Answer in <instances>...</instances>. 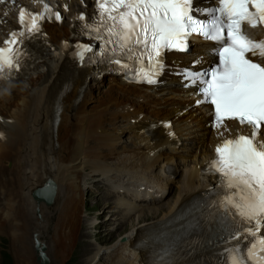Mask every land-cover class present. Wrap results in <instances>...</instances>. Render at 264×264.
<instances>
[{
	"label": "bare ground",
	"instance_id": "1",
	"mask_svg": "<svg viewBox=\"0 0 264 264\" xmlns=\"http://www.w3.org/2000/svg\"><path fill=\"white\" fill-rule=\"evenodd\" d=\"M64 1L69 5L70 0ZM72 4L69 12L67 6L63 10L66 20L48 21L44 33L30 45L26 70L0 85V234H10L19 264H45L50 259L41 238L54 217L49 253L55 264H64L66 253L82 235L83 172L90 169L91 178L108 175L113 187H118V177L127 173L129 181L122 187L134 196L120 195L116 201L125 209L120 228H127L123 227L128 222L131 226L127 239L122 241L120 236L112 246L100 245L98 249L92 244L94 253L82 252L81 256L86 264H98L104 255L110 258L105 264H150L149 250L136 244L168 221L187 215L191 202L199 205L198 199L213 182L203 169L223 137L208 125L211 116L201 108L192 109V115L187 111L192 101L185 99L187 90L169 71L163 85L150 88L126 83L119 76L96 77L91 68L78 67L70 51L80 39L84 23L78 18L81 7H76L75 1ZM12 11L10 6L0 13L3 24L6 19L15 24L10 16L2 18ZM3 30L7 31L6 25ZM183 110L188 117L181 115ZM168 119L174 121L172 129L178 136L169 135L170 128L163 124ZM188 157L192 158V162L187 159L190 167L184 163ZM182 161L187 166L177 175L182 177V185L177 186L166 172L176 174ZM49 179L56 184L51 205L33 196ZM141 184L144 189L136 188ZM174 191L176 196L167 199ZM146 197L150 204L167 201L158 207L147 205L152 213L145 217V206L136 201ZM52 211L54 215H49ZM133 211L139 212L138 218L128 216ZM207 233L206 240L215 239L218 230ZM168 241L172 244L171 239L160 238L154 248L169 251ZM170 264L184 262L173 259Z\"/></svg>",
	"mask_w": 264,
	"mask_h": 264
},
{
	"label": "snow or ice",
	"instance_id": "2",
	"mask_svg": "<svg viewBox=\"0 0 264 264\" xmlns=\"http://www.w3.org/2000/svg\"><path fill=\"white\" fill-rule=\"evenodd\" d=\"M96 7L97 17L86 29L103 42L108 62L134 71L141 82L156 83L164 51H186L193 34L216 42L214 66L185 70V78L203 97L197 104L214 106L212 126L220 136L231 131L225 121L252 131L223 140L209 162L219 180L212 225L221 230L231 225L222 239L237 242L223 250L222 264H264V38L253 40L245 30L264 24V0H218L203 9L194 8L193 0H96ZM200 12L209 16L193 15ZM26 14L19 12L22 29L0 46V77L19 69V38L39 32V21L46 18L36 13L26 19ZM55 18L61 19L59 12Z\"/></svg>",
	"mask_w": 264,
	"mask_h": 264
},
{
	"label": "rangeland",
	"instance_id": "3",
	"mask_svg": "<svg viewBox=\"0 0 264 264\" xmlns=\"http://www.w3.org/2000/svg\"><path fill=\"white\" fill-rule=\"evenodd\" d=\"M78 5L79 4H76V7H79ZM107 86H108V83L105 86H103V89H101V90H105L107 88ZM126 141H127V139H125V142ZM187 159H190L191 162H192V158L188 157V158H186V160L183 159L184 163L188 162L187 165H189V166H187L186 164H184V167H186V166L190 167L192 165L190 160H187ZM185 161H187V162H185ZM9 167H10V165H9ZM89 172H90L89 170H85V172H83V178H82V179H84V182H83L84 184L82 183V186L84 187V191H85L84 192V203H85L84 205L85 206H84V210L82 212L83 213L82 214V217H83V222H82L83 223L82 224L83 225V230L81 232L82 235H80L77 238V240H76L75 244L73 245V247L70 248V250L66 253L65 257L63 258L64 264H86L85 262H83V257L81 255H82V252L83 253L92 252L91 250L93 248L90 247V246H92V244L97 249H98V247L100 245L104 246V247L105 246H109L110 247V246H112L114 243H116L119 240L120 236H124L125 234H127L129 232L130 228H131V226L129 225V222L126 223V225L123 227V228H125L127 226V228H125V229H122L119 226V227H116L115 230H109L108 232L104 228H108V227L109 228L110 227L113 228L114 224L112 222L109 223L108 221H104L103 222L104 226L101 228V232L99 230H97V228H93V227L90 226L89 223H91V222H95L96 224L98 223L96 221V217L92 218V215H91L92 212H94V210H96V209H101L104 206L103 203L106 204L107 201L109 200L110 196L108 194L109 191H107V188L106 189L103 188L101 190V193L97 197H93L87 192L86 187H87L88 181L90 180L92 184H95V182H96V179L91 178L89 176ZM123 176H126V179H128V181H129L130 174L123 173ZM123 176H119V177H123ZM96 177H99V176H96ZM113 177H115V174L113 175ZM131 179H133V178H131ZM173 183L176 184L177 186L182 185V177L179 175L177 178H175ZM101 184L103 185V182H101ZM99 185L100 184L98 183L97 184V188L99 187ZM93 188H94V186H93ZM97 188H95L94 190L98 191ZM174 195L176 196L175 191L173 193H171L167 197V199L174 198L175 197ZM167 199H165L164 201L155 203V204H149L148 203V206H151V205H153V207L162 206L167 201ZM46 207L48 208V206H46ZM143 210H145L144 213H143V215L145 217H149L150 215L149 216H147V215L152 213V212H148L147 206ZM36 213H37V216L40 217V211L37 210ZM54 213L55 212L52 211L51 214H49V215H54ZM138 213L136 212L134 215L131 216V218H135V219L138 218L137 217ZM144 216H141L140 218H142ZM54 219L55 218L52 217V221H51L52 223H51V226L49 227V230H45L44 231V235H42V238H41V241L44 240V244L46 245L45 254H47V256H49V259L51 260L50 264H55V262H53L52 254L50 255V253H49V245H50V243H52V236H53V227L52 226L55 223ZM109 220H110V217H109ZM106 224H107V227H105ZM93 240H97L98 242L92 243ZM99 241L100 242L103 241L102 243L105 244V245L100 244ZM35 245L36 244H35V241H34L33 246H34V250L36 252ZM13 248L14 247H13V244H12V240H11L10 234L6 233V232H3L2 234H0V264H19V261L16 258V254H15V251H14ZM93 253L94 252H92L91 254H93ZM36 254H37V252H36ZM108 260H110V258H108ZM108 260L106 258V255H104L102 257V259H100L98 261V264H105L106 263L105 261H108Z\"/></svg>",
	"mask_w": 264,
	"mask_h": 264
},
{
	"label": "water",
	"instance_id": "4",
	"mask_svg": "<svg viewBox=\"0 0 264 264\" xmlns=\"http://www.w3.org/2000/svg\"><path fill=\"white\" fill-rule=\"evenodd\" d=\"M56 193V185L53 181H48L45 187L39 188L34 192L35 197L38 200H45L47 204H52ZM49 260H46L45 264H48Z\"/></svg>",
	"mask_w": 264,
	"mask_h": 264
}]
</instances>
